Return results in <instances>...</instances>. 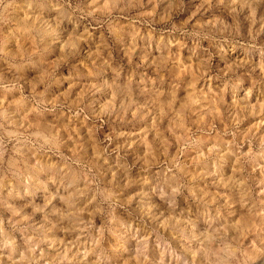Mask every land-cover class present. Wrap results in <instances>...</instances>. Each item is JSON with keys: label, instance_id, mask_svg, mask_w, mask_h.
I'll use <instances>...</instances> for the list:
<instances>
[{"label": "clouds", "instance_id": "1", "mask_svg": "<svg viewBox=\"0 0 264 264\" xmlns=\"http://www.w3.org/2000/svg\"><path fill=\"white\" fill-rule=\"evenodd\" d=\"M0 264H264V0H0Z\"/></svg>", "mask_w": 264, "mask_h": 264}]
</instances>
